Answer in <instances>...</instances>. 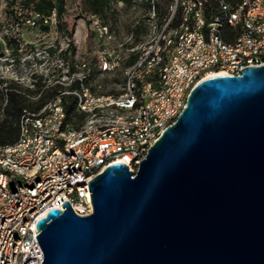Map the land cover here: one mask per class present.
<instances>
[{
	"label": "water",
	"instance_id": "1",
	"mask_svg": "<svg viewBox=\"0 0 264 264\" xmlns=\"http://www.w3.org/2000/svg\"><path fill=\"white\" fill-rule=\"evenodd\" d=\"M35 223L39 264H264V63L198 81L134 172L87 182Z\"/></svg>",
	"mask_w": 264,
	"mask_h": 264
},
{
	"label": "bare ground",
	"instance_id": "2",
	"mask_svg": "<svg viewBox=\"0 0 264 264\" xmlns=\"http://www.w3.org/2000/svg\"><path fill=\"white\" fill-rule=\"evenodd\" d=\"M255 1L173 0L168 19L155 29L149 43L135 52L136 59L131 64H126L130 56L126 59L122 69L124 86L117 95L91 92L87 83L89 68L73 65L71 71L65 62L59 66L67 84H47L42 80L45 87L59 85L63 90L37 113L24 112L18 141L13 146H0V215H7L13 205L10 216L2 222V245L8 248L0 247L1 264H20L18 228L22 226V233H31V226L24 225L38 212L55 207L59 193L66 201L81 196V189L68 187L84 183L83 171H76L81 168L82 154L68 153L63 177L50 178L49 153L41 154L40 150L50 146L56 148L58 158H66L68 150L92 142L120 143V151H147L151 141L180 112L189 90L209 75L219 52L230 58H240L242 52L264 56V0L259 8ZM89 18L95 37L110 41L107 26L96 16ZM118 52L108 53V58L100 62L101 71L104 66H109L107 72L118 67ZM240 66H248V59H240ZM237 74L239 71L232 75ZM36 82L30 77L25 87L34 90ZM62 94L73 96L77 111L85 115L84 123L77 129L65 122ZM24 145L26 151L14 152ZM27 154H32L30 167L24 159ZM145 154L137 157V165ZM101 159L102 152H93L92 161ZM37 192L41 194L35 196Z\"/></svg>",
	"mask_w": 264,
	"mask_h": 264
},
{
	"label": "rangeland",
	"instance_id": "3",
	"mask_svg": "<svg viewBox=\"0 0 264 264\" xmlns=\"http://www.w3.org/2000/svg\"><path fill=\"white\" fill-rule=\"evenodd\" d=\"M141 1H109L106 26L111 40L102 41L93 34L88 21L90 12L81 9V0H66L63 19L68 27L73 25L70 36L57 30L53 20L47 31L27 26V21L15 26L4 11L7 0H0V78L16 80L26 88L30 77L37 80L42 73L43 77H40L47 84L54 81L67 84L60 62H65L68 67L71 62L81 69L89 68L91 75L95 70L101 71L100 62L106 60V54L119 51L120 61L115 70L96 72L89 79V85L94 86L96 94H119L124 86L122 69L126 59L149 43L159 25L154 11L151 7H144ZM67 43L74 48L72 54L68 51L62 53L67 49ZM107 91L111 93H105Z\"/></svg>",
	"mask_w": 264,
	"mask_h": 264
},
{
	"label": "trees",
	"instance_id": "4",
	"mask_svg": "<svg viewBox=\"0 0 264 264\" xmlns=\"http://www.w3.org/2000/svg\"><path fill=\"white\" fill-rule=\"evenodd\" d=\"M109 1L129 3L131 0H81V9L90 12L91 16L99 17L102 23L107 25L106 11L109 7L107 5ZM172 2L173 0L141 1L144 7H151L154 11L155 19L157 24H159L158 28L168 19ZM65 4L66 0H7L4 11L15 26H20L25 21H28V24L26 23L27 26L38 27L42 31H47L51 20H53L57 30H61L67 36H70L73 25L68 27L66 20L63 19ZM67 51L71 54L73 53L74 48L71 43H67V49L63 50L62 53L64 54ZM135 56V54H132L126 64H131L136 59ZM91 63H94V59ZM70 69L71 71L74 69L71 62ZM96 72L101 71L95 70L92 74ZM92 74L90 75L89 73L87 83L91 92L96 93L94 86L89 85V79H92ZM62 90L59 85L45 87L40 76L37 79L34 90L24 88L14 81L0 78V146H13L18 141L20 135V120L24 112L37 113L58 91ZM105 93L111 92L107 91ZM37 95L39 96L36 100H31V98L37 97ZM61 99L65 112V122L71 128L77 129L84 123L85 115L77 111L73 96L62 94Z\"/></svg>",
	"mask_w": 264,
	"mask_h": 264
},
{
	"label": "built area",
	"instance_id": "5",
	"mask_svg": "<svg viewBox=\"0 0 264 264\" xmlns=\"http://www.w3.org/2000/svg\"><path fill=\"white\" fill-rule=\"evenodd\" d=\"M256 8L262 7V0L255 1ZM97 21V20H95ZM28 22V21H27ZM99 33V29L94 28ZM107 58L110 54H106ZM240 59H248V66H254L264 63V56H253V53H243L240 58H230L229 56H224L221 52L215 61V66L209 69V75L212 76L216 73H224L225 75H232L234 71H240L245 66H240ZM109 66H104V72H107ZM154 104H152L153 107ZM64 113V109L62 110ZM37 140V139H36ZM51 140H54L52 137ZM153 141H151L152 144ZM19 151H26V145L24 147L15 150L14 152L19 153ZM42 153H49V174L51 177H63V168L66 166L68 160V153L77 152V154H82V164L81 168H77L76 171H83L84 183L77 187H68L69 190L81 189V196H76L74 201H66L70 209L76 215H86V213L91 212V203L87 188V181L94 175L102 171L107 165L113 163H121L126 165L127 169L132 172L133 168L137 165V157L141 153H146L147 151L141 152H128L120 151V143H111L105 145H96L95 143H88L76 148L75 150H68L66 158H58L56 156V148H50V146L45 150H40ZM93 152H102V159L99 161H92ZM26 166H32V154H27ZM37 192L35 196L40 195ZM2 195H0V198ZM17 198V195H15ZM64 201L61 198V193H59V200L55 207H48L46 210L61 208V203ZM13 207V205H12ZM7 210V215H0V247L8 248V245H2V222H6V219L10 216V210ZM45 210V211H46ZM45 211H40L37 216H33L24 226H31V233H22V226L19 229L18 237V254L20 258V264H39L42 259V252L34 239L36 235L35 223L39 217L44 215ZM1 264V260H0ZM10 264V262H8Z\"/></svg>",
	"mask_w": 264,
	"mask_h": 264
}]
</instances>
